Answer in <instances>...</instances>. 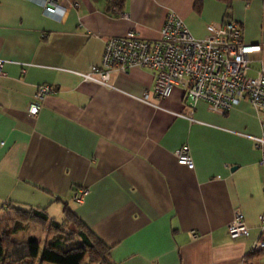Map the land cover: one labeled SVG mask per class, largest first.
Returning <instances> with one entry per match:
<instances>
[{
    "label": "crops",
    "instance_id": "0c3cea01",
    "mask_svg": "<svg viewBox=\"0 0 264 264\" xmlns=\"http://www.w3.org/2000/svg\"><path fill=\"white\" fill-rule=\"evenodd\" d=\"M58 2L55 20L39 0H0L1 217L45 209L63 224L67 209L109 248L111 264H264V250L247 257L264 217V151L251 140L260 128L250 103L189 108L180 86L155 98L145 68L112 72L106 85L81 76L100 65L107 38L134 31L155 40L169 13L195 39L228 13L244 43L259 46L247 73H264V0H202L199 10L194 0H124L119 10L110 0ZM43 84L54 91L30 116ZM184 143L192 169L173 156ZM83 188L84 201L72 202ZM234 211L247 234L231 239Z\"/></svg>",
    "mask_w": 264,
    "mask_h": 264
},
{
    "label": "built area",
    "instance_id": "2783aa9c",
    "mask_svg": "<svg viewBox=\"0 0 264 264\" xmlns=\"http://www.w3.org/2000/svg\"><path fill=\"white\" fill-rule=\"evenodd\" d=\"M39 1L45 16L59 20L64 14L58 0ZM258 51V45L244 43L240 26L228 13L216 27L207 25L202 39L193 38L182 20L169 13L155 40H143L134 31L107 38L100 65L92 66L81 76L85 81L106 85L112 72L124 74L131 68H145L152 77L151 93L155 98H165L173 86H180L187 107L203 101L212 111L219 113L227 112L245 99L259 119L260 135L251 137V140L257 149L264 151V73L259 71L252 77L247 75L250 55ZM1 65L0 60V68ZM53 91L50 85H39L27 113L35 116L43 98ZM147 98L148 94L144 93L143 99ZM173 156L178 165L192 169L185 143L173 152ZM87 194V189H77L73 192L72 201L80 204ZM258 219L260 234L251 245V253L264 250V217L259 216ZM226 232L231 239L247 234V227L238 211L233 212ZM190 235L194 239L197 237L195 233Z\"/></svg>",
    "mask_w": 264,
    "mask_h": 264
},
{
    "label": "trees",
    "instance_id": "16d2710c",
    "mask_svg": "<svg viewBox=\"0 0 264 264\" xmlns=\"http://www.w3.org/2000/svg\"><path fill=\"white\" fill-rule=\"evenodd\" d=\"M202 0H194V9L199 10ZM119 10L124 0H110ZM13 215L0 217V262L1 264H111L108 253L109 248L88 229L72 213L64 209V222L75 226V239L73 246L62 249V224L49 219L45 209H19L12 208ZM24 224L40 227L46 231V237L53 239L52 243L40 242L30 237L21 242L11 240L13 234L21 231ZM64 224V223H63ZM259 252L248 254L252 259Z\"/></svg>",
    "mask_w": 264,
    "mask_h": 264
},
{
    "label": "rangeland",
    "instance_id": "374dc122",
    "mask_svg": "<svg viewBox=\"0 0 264 264\" xmlns=\"http://www.w3.org/2000/svg\"><path fill=\"white\" fill-rule=\"evenodd\" d=\"M248 76H250L249 73H247ZM75 192V191H74ZM73 195V193H72ZM71 201H72V196H71ZM73 202V201H72ZM75 203V202H74ZM78 204V203H77ZM4 213H2L0 211V217L3 216ZM13 215V213H12ZM32 227L30 224H24V230L22 231H19L15 234L12 235L11 237V240L12 241H15V242H21L25 239H27V236L29 234H31L32 236H34V238L40 242V249L42 248L43 246V242L46 241V231L45 230H42V235H41V231H40V227H35V228H32L34 230H30ZM62 232H61V237H62V241H61V248L62 249H65V248H68L70 246H73L75 244V242H77V239H75V226L72 225V223H67V222H64V224H62ZM49 239V238H47ZM53 242V239H49L48 240V243H52ZM32 264H36L35 260H32L31 261ZM1 264V262H0Z\"/></svg>",
    "mask_w": 264,
    "mask_h": 264
}]
</instances>
